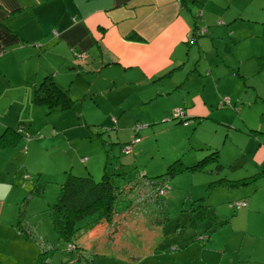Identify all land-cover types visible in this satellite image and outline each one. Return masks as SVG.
<instances>
[{"label":"rangeland","instance_id":"1","mask_svg":"<svg viewBox=\"0 0 264 264\" xmlns=\"http://www.w3.org/2000/svg\"><path fill=\"white\" fill-rule=\"evenodd\" d=\"M186 1L192 14H196L199 4L204 0ZM222 1L225 6L227 0ZM232 8H237V13H233ZM233 16H237L233 19L237 26V45L233 46L235 38L229 35L226 38L231 43V50L223 51V54L227 55L226 59L231 60V63L235 61L234 58L244 56L243 62L250 66L251 73H236V76H233L236 71L230 68L229 74L221 75L218 85L211 78H204L209 74L208 69L192 74L178 73V79L186 84L183 86L185 94L187 89L195 93L193 90L201 88L206 80V88L212 96L229 97L231 105L224 108H232V112L227 114L218 111L209 118L198 121L191 135L180 133V128H166L161 132H143V128H140L137 133L140 140L134 144L133 152L128 154V164L122 161L120 145L124 143L122 140L132 139L135 119L125 116L120 121L121 125L118 126L127 127L121 128L122 139L106 137L115 131V125L110 119L111 114L109 119L106 117L114 107L112 101L119 98L120 94L110 92L92 96L90 91H85V83L80 84L77 78L72 79L73 74L67 67L69 72L60 69L55 79L64 83L63 87L67 88L72 104L68 108L49 110L46 103H38L33 99V89L42 78L47 64L56 61L55 54L47 51L32 54L24 61L16 59L8 71L0 74V126H3L1 122H18L22 119L17 129L20 134L14 130L15 126L0 131V176L15 185L11 194L15 197L6 198L3 214L13 217L12 222L21 215L22 222L26 219L27 222L33 223L35 237L45 244L41 248L36 240H33L36 251L22 249L18 251V256L9 261L3 256L6 253L4 252L0 257V264H37L38 261L42 264H71L78 258L82 263H90L86 259L91 258L90 254L78 257L75 249H67L71 241L66 242L58 237L49 215V206L55 200L60 183L68 172L91 174L95 179L107 172L112 173L118 185H133L136 182L135 188H131V193L126 198L116 201L118 210H125L130 221V225H126L121 233V241L140 247L130 256H146L148 258L145 263L153 264L152 259L160 264H264V241L258 238L260 233H257L260 228L264 229V175L255 177L251 183L243 186L230 184L225 179L219 180L225 176V172L232 179L241 178L245 173L241 164H235L233 161L237 153L232 149L224 123L231 124L228 119L240 120L236 110L241 106L245 109L242 116L250 122L253 113L264 110V0H232L224 18L229 20ZM53 31L55 35L58 34L56 30ZM200 48L203 50L202 61L220 56L210 42L200 45ZM77 51H74V55ZM196 58L197 55L194 60ZM76 60L79 64L83 62L78 58ZM53 66L51 69L55 68ZM71 69L76 71L78 68L74 66ZM121 93L128 97L134 95L132 103L138 101L139 95L135 89L124 87L121 88ZM174 94L176 93L171 95ZM181 102L182 100L179 103ZM170 121L181 124L177 120H164L160 123ZM47 123L49 125L46 129L30 135V129L42 127ZM146 124L141 123L138 126L143 127ZM225 137V146L220 152L225 163H222L219 157L218 161L203 162L195 169L176 170L179 160L192 164L204 156L184 161V157L190 153H201L202 148L193 149L191 144L210 141L213 147L217 146L216 150L219 152ZM79 154L90 155L94 161L93 170L90 169V164H86L88 170L77 162L71 165V158ZM239 163H246V158H241ZM169 166L174 173H167ZM143 170L146 172L145 178L157 177L161 173L169 175V192L157 195L151 191L153 197L149 198L148 189L142 188L145 180L138 175ZM89 171L91 173H88ZM214 183L219 185L213 187ZM33 186L38 188L35 193L31 192ZM247 188L252 190L254 210L248 211L249 217L243 208H239L240 211L234 216H228L232 205L230 200L239 198V194H235L236 191H246ZM230 194H235V197H229ZM210 200L212 204L203 205ZM190 210L193 213L192 221H189L187 216ZM9 224L13 227V224ZM22 237L31 238L25 235ZM92 237V233L88 235L89 240ZM75 241L78 243L76 239ZM179 242L183 244L182 249L174 252V249L179 247Z\"/></svg>","mask_w":264,"mask_h":264},{"label":"crops","instance_id":"2","mask_svg":"<svg viewBox=\"0 0 264 264\" xmlns=\"http://www.w3.org/2000/svg\"><path fill=\"white\" fill-rule=\"evenodd\" d=\"M231 1L227 0L223 6L222 0H204L199 4L196 14H192L186 0H0V49L5 52L0 54V74L8 71L16 59L24 61L32 54L52 52L56 61L47 64L42 77L45 74H52L56 78L57 71L62 69L65 72L70 71L73 74L72 79L77 78L80 84L85 83V91H90L92 96L110 92L120 94L119 98L112 101L114 107L107 113L106 118L109 119L111 114L110 119L115 125V131L106 136L107 138L116 140L123 138L121 128L127 127L118 125H121L120 121L125 116L132 117L136 122L146 121L147 125L141 127L143 132L180 128V133L191 135L198 121L209 118L215 112L227 113L233 109L217 106L221 97L212 96L206 88V80L201 88L193 90L195 93L187 89L185 94L183 86L186 84L178 79V73L192 74L208 69L209 74L204 78H211L217 85L221 75L229 74L230 68L236 71L233 76H236V73L239 75L251 73L250 66L243 62L244 56L234 58L235 61L231 63V60L226 59L227 55L223 54V51L231 50V43L226 38L229 35L235 38L233 46L237 45L235 36L237 26L233 21L237 16L229 20L224 18ZM199 11L202 12L201 16ZM232 11L237 13L238 10L232 8ZM202 27L205 28V33L195 35ZM53 30L58 34L55 35ZM191 35L195 37L192 41L188 40ZM209 42L216 47L220 56L202 61L203 50L200 45ZM75 50H85L87 53L81 64L76 60ZM195 55L197 58L194 60ZM52 66L55 68L51 69ZM74 66L78 68L76 71L71 69ZM58 81L64 86L60 79ZM124 87L135 89L139 95L137 102L132 103L134 95L128 97L121 93V88ZM173 93L176 94L171 95ZM188 94H191L189 98H185ZM174 106H181L186 110L189 118L187 124H175L173 121L160 123L164 117L170 115ZM244 110L243 106L238 107L236 112L240 120L237 118L235 121L231 120L237 127L231 128L228 125L227 128L230 144L237 153L233 161L235 164H241L245 172L241 178L253 174L259 177L264 175V110L257 114L253 113L250 117L254 123L258 121V124H247L245 121L250 120L242 116ZM112 116L115 117V121L112 120ZM21 122L22 119L18 122H1L3 126H0V131L15 126L14 130L20 134L17 129ZM48 125L47 123L42 127L30 129L29 133L35 135ZM248 125H251L249 131L253 134H248L250 133L247 131ZM50 138L53 137H48ZM198 145L197 141L190 147L199 149ZM211 147L213 144L208 142L205 150L201 153L197 151L190 153L184 157V161L207 154ZM120 149L122 150V145ZM83 157H86V160H83ZM125 157L128 161V155ZM241 158H246V163H239ZM75 162L78 165L82 164L86 169L88 168L86 164H90V169L93 170L94 161L90 155L74 156L71 158V165ZM226 175L229 177L227 173ZM218 185L214 183L213 187ZM14 190L15 185L4 176H0V257L6 252L3 256L7 261L18 256V251L22 249L28 251L37 249L33 240L25 239L19 233L17 218L12 222L13 217L3 214L6 198H14L15 195H11ZM251 193L250 188L246 191H236L235 194H239V198L230 200L232 203L238 199L246 200L247 205L240 208L244 209L248 217V211L254 210ZM235 194H230L229 197H235ZM238 211L239 208L231 205L228 216H234ZM192 214L191 210L187 212L189 221H192ZM9 223L13 224V227H10ZM33 227L35 229V225ZM91 233L93 237L89 240L88 235ZM121 233L122 231L110 232L105 224L94 226L76 238L78 243L74 240L79 246L77 250L80 252L79 256L90 254L91 258H86L90 262L88 264H153L145 263L148 258L146 256L141 258L130 256L140 247L121 241ZM257 233H260L258 238L264 241V229L260 228ZM180 245L174 252L182 249L183 244ZM27 259L29 263L30 256ZM152 260L154 264H160ZM71 264L87 263H82L78 258Z\"/></svg>","mask_w":264,"mask_h":264},{"label":"trees","instance_id":"3","mask_svg":"<svg viewBox=\"0 0 264 264\" xmlns=\"http://www.w3.org/2000/svg\"><path fill=\"white\" fill-rule=\"evenodd\" d=\"M199 14H202V12L199 11ZM200 29L201 28H199L195 32V35L196 34L201 35L205 33V28L204 31H200ZM194 38H195L194 35H191L188 38V40L192 41ZM33 99L38 103H46L49 110H54L56 108H61V109L68 108L72 104V99L69 96L67 89L63 87L61 84H59L55 80L52 74H45L42 77V79L39 81L38 85L34 87ZM217 104L222 108L225 107L226 105H231L230 99L227 96H222L218 100ZM176 108H179V110ZM213 114H211L210 116H212ZM164 119L166 121L177 120L182 124H187L189 120L186 110L181 106H174L171 109L170 115H168L166 118L164 117ZM228 121L231 124L224 123L226 129L228 128V125L231 128L237 127V125L235 123H232L231 120L228 119ZM254 122L255 121H251V122L249 121L247 122V124L248 123L258 124V121H256V123ZM141 123H147V122L146 121L136 122V124H134L132 129L133 131L132 139L131 140L126 139L128 141L124 140V143L122 145V150L120 149L121 150L120 153L122 155V161L124 164L129 163L128 154H131V152H133L134 144H136L140 140V137L137 135V133L141 128L140 126H138V124ZM249 129H251V125L247 126L248 132H250ZM134 139L135 141H133ZM225 140L226 137L223 138L222 140L219 152H217L216 149L218 148L217 146H215L212 148L213 150L211 149L212 151L209 150L210 152H208L207 154H205L204 156H202L192 164H188V163L184 164L182 160L181 162L179 160L178 165L176 166V170L181 171L182 169H187V170L195 169L203 162L209 160L218 161L219 157L221 160H223L222 156H220V152L222 150V144L223 142H225ZM208 142L210 141H200L198 142L199 144L198 146L202 148V150H205L207 148ZM127 145L130 146L129 151L125 150V147ZM194 149H196V147ZM125 155H128V161L125 160L126 159ZM171 168L172 167L169 166L167 173L175 172L172 171ZM88 173L91 172L89 171ZM224 174L225 176L224 177L222 176L221 178H219V180L225 179L229 181L230 184H237V185L246 184L249 181L250 182L253 181L255 178V175L253 174V175H248L247 177L232 179L227 177L226 173ZM138 175L145 180V182L142 183L143 184L142 188L148 189L149 198L153 197L151 191L156 192L155 194L157 195H161L164 193L167 194L171 188V185L169 184L168 181L170 179L168 177L169 175L166 176L163 173H161L160 176L153 177L154 179L145 178L144 176L146 175V172L144 170L140 171ZM117 182H119V180ZM135 186H136V182H134L133 185L131 184L125 185L122 183L121 185L116 184L114 181V177H112V173L110 174L104 172L99 179H95L91 174L79 175V174H74L72 172H68L65 179L60 183L55 200L49 206V215L51 217L54 229L58 237L63 238L66 242H70V241L74 242V240L79 235L99 224H105V225L108 224V229L110 230V232L123 231L125 226L130 221L129 218H127V214L125 210H120V211L118 210V204L116 203V201L120 198H126L131 193V188H135ZM31 189H32L31 190L32 193L38 191V188H36V186H33V188ZM212 203L213 202L210 200L205 204H212ZM233 204L234 203H232V207L240 208L237 207L236 204L235 205ZM120 219L123 223L120 222ZM16 225L18 227L21 236L25 235L27 237H31L28 239L36 240V242L40 245L39 247L41 248L45 246L43 242L39 241L35 237L33 225L27 222L26 219L24 220V222H22L21 215H19V218H17ZM179 243L181 244L182 242ZM180 244L179 247L181 246ZM74 245L75 246L73 248H70L67 245V249L69 251L75 249L77 253L76 256L79 257L80 252L77 251L79 249V246L76 242H74ZM42 251L43 250H41L40 253H42ZM37 264H42V262L38 261Z\"/></svg>","mask_w":264,"mask_h":264},{"label":"built area","instance_id":"4","mask_svg":"<svg viewBox=\"0 0 264 264\" xmlns=\"http://www.w3.org/2000/svg\"><path fill=\"white\" fill-rule=\"evenodd\" d=\"M200 31H204V28H201L200 29ZM199 31V32H200ZM54 32V31H53ZM54 34H55V32H54ZM3 50L2 49H0V53L2 52ZM85 56H87L86 55V53H85V50H80V51H77L76 53H75V57L76 58H78V59H80V60H84L85 59ZM176 109H178L179 110V108H176ZM176 112H178V111H176ZM115 119V117H113V120ZM125 150L126 151H129L130 150V146L129 145H127L126 147H125ZM86 159V157H83V160H85ZM237 205V207H242V206H246L247 205V201L246 200H244V199H241V200H236V201H234V204L233 205ZM68 246L70 247V248H73L75 245H74V242H71V243H68Z\"/></svg>","mask_w":264,"mask_h":264}]
</instances>
